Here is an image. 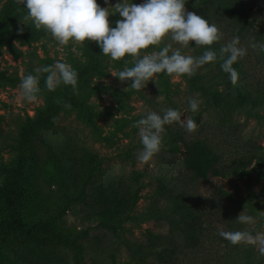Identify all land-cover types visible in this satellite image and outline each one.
I'll return each mask as SVG.
<instances>
[{
    "label": "rangeland",
    "instance_id": "rangeland-1",
    "mask_svg": "<svg viewBox=\"0 0 264 264\" xmlns=\"http://www.w3.org/2000/svg\"><path fill=\"white\" fill-rule=\"evenodd\" d=\"M230 1L235 0H186L185 7L215 23L224 33V38L211 46L212 50L219 54L220 48L235 36H239L240 46L248 49L246 56L234 64L238 72L235 85L222 71V61L218 58L192 76L199 77V90L192 89L184 76L163 73L164 78L157 74L145 88L137 91L129 87V81L122 82L112 75L118 74L125 65L102 57L105 75L91 79V87L96 93L87 101L95 114V127L87 125L78 111L62 113L51 127L38 132L25 150L28 159L26 177L37 182L36 188L49 197L47 201L53 214L64 210L65 198L58 186L47 180L48 160H69L76 168L81 185L90 166L101 163L85 202L72 206L64 214L66 225L62 229L73 232L81 242L82 250L79 252L52 238L24 240L12 236L0 242V264H77L78 259L83 264H219V259L232 246L218 234L219 231L248 229L253 235L264 232V52L250 47L252 43L264 42V0H237L252 8L253 27L246 33H239L238 26L225 13L224 5ZM10 2L16 3V0H0V19ZM117 2L110 0L111 5ZM133 2L140 4L144 0ZM97 3L109 7L106 0H97ZM119 19L118 13L111 15V26L115 27ZM30 26L31 21L29 25L21 21L15 24L18 29ZM86 43L70 42L62 46L47 34L32 42L15 40L19 56L9 48H0V74L6 78L0 81V186L8 181L2 168L14 166L20 158L24 120L35 117L46 107L50 97L58 99L66 86L61 84L49 92L44 83L46 74H41L42 91L37 101L27 102L19 88L22 77L35 74L36 68L57 61L69 63L73 68L76 64H84ZM173 47L180 46L173 44ZM153 50L158 49L150 47L148 52ZM205 50L203 46L196 47L194 41L181 48L183 54L193 56H200ZM245 91L250 92L252 98H258L256 107L239 108L236 105L238 96ZM215 94L224 98L222 106L215 105ZM189 97L201 101L197 112L190 110ZM166 108L179 109L182 119L191 117L197 123V130L188 133L178 123L165 126L163 148L148 164H142L137 155L143 146L138 129L133 125L147 112L162 115ZM171 131H179L187 141L207 140L221 156V166L227 172L238 162L249 163L257 178L254 189L250 191L242 183L235 186L236 182L232 183L228 178L221 183L201 186L197 193L184 199L193 206L194 218H188L185 210L179 208L180 199L176 201L174 194L160 191L161 179L168 181L183 159V144L181 152H169ZM137 172L153 177L136 182L133 174ZM217 186L227 191L228 196L218 199L221 193ZM130 187L135 193L140 190L132 211V216L137 218L122 224L114 233L101 225L96 213L102 207L103 196L112 192H119L121 196ZM213 197L219 202L212 204ZM243 211L253 216L256 223L240 224L236 219ZM2 216L3 211H0V222ZM189 229L194 233L193 237L188 236ZM126 244L134 248L133 251L128 250ZM251 246L258 254L259 264H264V255L259 254L256 246ZM110 255H115L116 261L110 260Z\"/></svg>",
    "mask_w": 264,
    "mask_h": 264
},
{
    "label": "trees",
    "instance_id": "trees-1",
    "mask_svg": "<svg viewBox=\"0 0 264 264\" xmlns=\"http://www.w3.org/2000/svg\"><path fill=\"white\" fill-rule=\"evenodd\" d=\"M251 9L239 1L226 2L224 5L225 13L238 26L239 33H246L253 27ZM27 9L18 3H8L0 19V48L6 47L11 50L15 56L20 52L14 46L15 40L22 42H32L46 36L44 30L36 31L34 25L27 29L15 27V24L23 18ZM149 50V49H148ZM147 50V51H148ZM84 64H76L74 69L78 72L77 93H73L72 86L66 85L59 93L58 99L50 97L45 108L38 111L35 117H29L23 122V128L20 136V158L12 167L2 168V172L7 176L8 181L0 186V202L3 211V219L0 222V242L12 236H19L24 240H39L42 237L52 238L57 242L68 247H75L79 252L82 250V244L75 238L72 231L63 230L66 225L64 214L72 206L85 202L87 191L91 189V184L100 170L101 163L91 165L86 172V179L81 185L75 166L68 160L64 161L58 158L49 159L46 165V177L49 183L58 186L59 191L63 193L64 210L58 214H53L50 204L47 201L49 197L45 196L42 190L36 188L37 182H33L29 176L26 177V167L28 159L25 150L29 147L38 132L51 127L60 114H69L78 111L80 118L89 126L95 127V114L87 101L96 93V89L91 87V79L95 76H103L104 67L101 63L103 55L99 45L87 42L83 48ZM110 58V57H109ZM131 61V57H125L120 61H114L118 65H125V61ZM131 64V63H129ZM128 64V65H129ZM164 78V74H159ZM190 86L194 90H199V77H188ZM0 74V81H4ZM48 91V90H47ZM85 91V92H84ZM51 92V91H49ZM215 105L222 106L224 98L218 94L214 95ZM59 101V103H58ZM65 103L71 104V108L64 107ZM259 104L258 98H252L250 92L241 93L236 101L239 108H254ZM184 145L183 159L179 163L177 172L168 179H161L160 191L174 194V199L179 201L181 209L185 210L188 218H194L191 212L193 206L190 201L184 200L186 196L197 193L199 187L221 183L225 178L235 183V186L242 183L250 191L256 185L255 171L250 168L247 162H238L232 170L227 172L221 166V156L211 147L210 143L204 139L187 141L179 131H171V143L169 152L176 154L181 152V145ZM136 182L143 178H152L149 173L137 172L133 174ZM234 185V184H233ZM217 190L222 199L228 196V192ZM135 191V190H134ZM133 188H127L123 195L119 192H112L111 195H105L102 198V207L96 213L98 219L104 227L117 233V228L127 223L137 216H132L136 193ZM200 200V199H199ZM219 201L213 197L212 204ZM192 203V201H191ZM150 219V216H147ZM223 222V221H221ZM191 234V235H190ZM188 236L193 237L192 230H188ZM128 250L134 248L126 244ZM150 252V250H146ZM110 260L116 261L115 255H110ZM77 264H83L79 259ZM188 264H200L190 262ZM219 264H259L258 254L254 247L246 244L232 245L229 250L219 259Z\"/></svg>",
    "mask_w": 264,
    "mask_h": 264
},
{
    "label": "clouds",
    "instance_id": "clouds-1",
    "mask_svg": "<svg viewBox=\"0 0 264 264\" xmlns=\"http://www.w3.org/2000/svg\"><path fill=\"white\" fill-rule=\"evenodd\" d=\"M16 3L27 9L21 19L23 24L29 25L31 21L36 31L49 33L59 45L92 41L97 42L103 55L113 61L131 57V61H125L123 70L112 75L122 82L129 81V87L137 91L145 88L157 74L192 77L202 66L218 58L222 61V71L228 74L230 82L235 85L238 72L234 64L244 58L248 51L246 47L240 46L239 36L223 45L219 54L212 50L211 46L220 42L224 33L204 16L188 11L186 0H144L140 4L133 0H118L115 5L106 0L109 3L107 8L101 7L97 0H16ZM116 13L121 19L112 27L109 17ZM166 40L171 43H165ZM193 41L196 47L203 46L207 50L200 56L183 54L181 48L188 47ZM173 44L180 47H173ZM150 47L158 50L148 52ZM250 47L264 52V42L252 43ZM41 74H46L44 83L48 91H55L63 84L72 86L73 93L78 92V72L71 64L57 61L53 65L36 68L35 74L29 73L22 77L19 88L25 101H37L42 91ZM188 104L192 112H197L201 101L189 97ZM64 107L71 108V104L65 103ZM174 123H178L188 133H194L198 127L191 117L182 119V112L173 108L163 109L162 115L149 111L144 118L134 123L133 127L138 129L143 146L137 155L138 162L148 164L161 151L165 126ZM236 220L242 225L256 223L255 218L247 215L246 211L241 212ZM218 234L232 245H254L259 254L264 255V232L253 235L248 229L221 230Z\"/></svg>",
    "mask_w": 264,
    "mask_h": 264
}]
</instances>
